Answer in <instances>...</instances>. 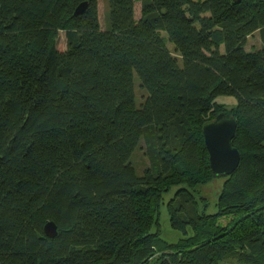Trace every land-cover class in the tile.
<instances>
[{
    "label": "trees",
    "instance_id": "16d2710c",
    "mask_svg": "<svg viewBox=\"0 0 264 264\" xmlns=\"http://www.w3.org/2000/svg\"><path fill=\"white\" fill-rule=\"evenodd\" d=\"M107 1L102 28L99 0H0V264H264V0ZM221 113L241 161L208 215L203 127ZM175 187L182 237L167 242L159 214Z\"/></svg>",
    "mask_w": 264,
    "mask_h": 264
},
{
    "label": "rangeland",
    "instance_id": "374dc122",
    "mask_svg": "<svg viewBox=\"0 0 264 264\" xmlns=\"http://www.w3.org/2000/svg\"><path fill=\"white\" fill-rule=\"evenodd\" d=\"M99 17L102 28H106L107 25L110 27V23L108 20V1L107 0H99ZM141 17V6L140 3L136 4V19L139 20ZM163 36L167 39V35L163 33ZM169 49L174 52V46L167 42ZM57 47L59 50H65L67 48V41H66V33L61 31L58 36L57 40ZM262 47V42L260 38L259 32L255 33L248 39V43L246 46L247 51H254L258 50ZM141 82L137 74L134 76V87H135V93H136V104L139 107L147 97V93L144 89L141 87ZM219 103L225 104V106L229 109L235 105L236 100L233 97H220L218 99ZM131 163L136 169V172L138 175H143L145 169L149 165L148 158L145 155V144L143 141L139 144L138 148L134 152L131 158ZM224 177H216L211 182L198 186L196 188V197L200 205L201 211L205 210L206 214L208 215H215L218 212L217 203L219 200V197L222 192L223 184H224ZM179 188L175 187L173 188L168 194L165 195L164 201L160 208V214H159V221H160V230H161V237L166 240L167 242H176L178 241L182 236L179 232L174 231L170 226V217H169V211H168V202L173 196L175 195L176 191ZM204 197L206 199V204L201 200L200 197ZM206 205V206H205ZM232 217H224L221 218L218 222V225L220 227L227 226L231 221ZM220 264H238L236 261L228 263H220Z\"/></svg>",
    "mask_w": 264,
    "mask_h": 264
},
{
    "label": "water",
    "instance_id": "95a60500",
    "mask_svg": "<svg viewBox=\"0 0 264 264\" xmlns=\"http://www.w3.org/2000/svg\"><path fill=\"white\" fill-rule=\"evenodd\" d=\"M240 3L241 0H233ZM88 4L82 3L76 10V14L86 11ZM237 121L230 114L221 113L214 120L205 123L203 135L206 148L209 152L210 166L216 177L231 176L239 167L241 156L237 148L232 145L236 136ZM45 234L49 238L57 236V226L54 222H48L45 226Z\"/></svg>",
    "mask_w": 264,
    "mask_h": 264
}]
</instances>
